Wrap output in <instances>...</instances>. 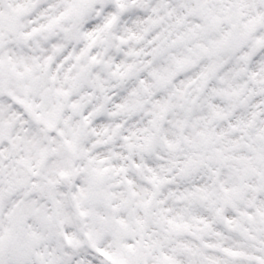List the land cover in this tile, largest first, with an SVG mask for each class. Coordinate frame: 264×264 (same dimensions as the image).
I'll return each instance as SVG.
<instances>
[{
  "label": "flooded vegetation",
  "instance_id": "flooded-vegetation-1",
  "mask_svg": "<svg viewBox=\"0 0 264 264\" xmlns=\"http://www.w3.org/2000/svg\"><path fill=\"white\" fill-rule=\"evenodd\" d=\"M0 139V264H264V0H0Z\"/></svg>",
  "mask_w": 264,
  "mask_h": 264
},
{
  "label": "rangeland",
  "instance_id": "rangeland-1",
  "mask_svg": "<svg viewBox=\"0 0 264 264\" xmlns=\"http://www.w3.org/2000/svg\"><path fill=\"white\" fill-rule=\"evenodd\" d=\"M175 211L173 210V213H174ZM135 264H139V263H135Z\"/></svg>",
  "mask_w": 264,
  "mask_h": 264
}]
</instances>
